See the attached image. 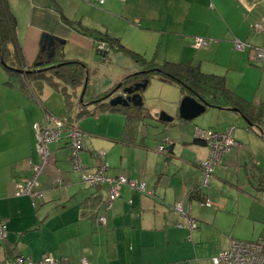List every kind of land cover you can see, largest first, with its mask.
<instances>
[{
    "label": "crops",
    "instance_id": "0c3cea01",
    "mask_svg": "<svg viewBox=\"0 0 264 264\" xmlns=\"http://www.w3.org/2000/svg\"><path fill=\"white\" fill-rule=\"evenodd\" d=\"M8 3L16 18L17 42L28 68L43 50L45 33L55 39L56 56L88 65L86 57L100 55L102 50L98 49L97 40L75 29L74 25H82L118 37L129 48L141 43L153 46L155 42L157 46H172L177 56H167L165 61L197 64L205 73L223 76L229 90L251 108L261 110L262 120L252 123L254 129L237 112L228 110L233 107H207L205 112H210L209 108L217 110L211 111L212 121L208 123L216 124L220 131L233 128L230 121L237 125L232 129L236 145L223 156L213 177L224 180L228 168L242 166L248 182L256 178L260 167L255 161L261 164L257 152L264 153V149L259 142L254 150L247 132L255 131L264 138L263 126L258 127L259 123L264 124V60L251 62L248 50H235L231 40L237 37L264 48V0H103L102 3L8 0ZM134 19L139 20L138 26L133 24ZM196 36L212 41L196 49L193 47ZM19 84L0 63V218L6 221L8 230L0 244V264L17 255L39 259L46 253L59 264H81L82 259L87 264H212L211 257L227 249L231 239L248 241L235 229L240 217L233 220L225 215L229 211L242 214L239 203L233 200L229 206L223 205L208 187L200 189L203 170L199 162L207 157L208 147L194 142V125L200 128L205 124L182 125L194 119L180 120L176 102L168 107L167 114L180 120L179 129L174 130L178 123L175 119L168 132L166 126L157 129L156 138L150 141L147 138L149 133H155L154 128L145 126L141 119L132 135L124 140H121L124 122L117 132H111L110 128L99 133L89 127L82 130L80 158L88 171L106 160L109 165L104 171L106 175L143 181L146 192L122 185L113 206L104 208L107 184L90 188L82 183L71 167L68 145L61 139L49 145L48 159L38 177L42 196L35 200L36 205H32L29 196H15L16 182L29 177L32 164L40 160L35 151L33 123H45L48 116L74 118L78 109H83L75 105L68 110L58 88L48 86L44 90L45 85L38 93L33 84L29 85V91ZM83 88L84 85L75 92L70 88L67 91H73L77 97ZM180 93L179 99L184 95L181 89ZM223 110L231 113H220ZM165 138L173 143L171 150L159 152L158 145ZM96 152L104 155L98 157ZM245 154L254 161L245 159ZM84 159L89 161L88 165L83 164ZM195 187L204 199H211L210 207L202 205L197 196H191ZM175 202L189 207L196 228L178 226L185 222V217L174 209ZM250 211L254 216L248 214V222L252 225L264 217L260 205L256 208L253 205ZM101 216H105V222L98 220ZM258 239H264V234L251 240Z\"/></svg>",
    "mask_w": 264,
    "mask_h": 264
},
{
    "label": "trees",
    "instance_id": "16d2710c",
    "mask_svg": "<svg viewBox=\"0 0 264 264\" xmlns=\"http://www.w3.org/2000/svg\"><path fill=\"white\" fill-rule=\"evenodd\" d=\"M136 20L138 19H134L133 24L138 26L139 20L137 22ZM74 23L75 22L72 24ZM74 26L75 29L80 31L82 34L97 40V43L101 41L105 43L106 50H102V53H99L101 57L104 58L103 60L107 59L106 57H108V53L110 54L112 51H119L125 53L134 62L138 63L140 65V69L143 70L126 75L118 83L120 84L119 87L115 85L109 89L107 93L104 92L102 94L94 95L92 97L89 96L88 98L83 99L84 90L87 85V78L85 81V77L89 71V66L86 63L76 59L65 60L61 55H57L59 56L57 57L53 50L55 46L52 45L51 48L48 49L46 47L47 41L44 40V43L42 44L43 50L39 52L36 61L40 62L41 64L35 66L34 63L31 68L26 67L24 58L17 42L16 18L9 7L8 0H0V63L1 60L4 61V64H1L5 68L7 75L17 78L20 82L19 86L21 89L26 91H29L30 84L35 86L36 90L39 91L38 93H40L42 88L47 84V86L51 88H58L63 94L68 110L72 109L75 105H79V107L82 106L83 109H78L79 111L75 114L74 118L68 116L65 117L67 119L66 122L70 125H75L77 129H79L78 125L76 124L77 119L85 115L94 116L100 111L120 112L124 115V125L121 133V140L127 139L132 135L136 123L140 120L143 103L141 106H134L132 104L128 106H111L109 104V100L116 96L115 93L117 91H119L121 95V91L124 87H129L145 80H147L148 84L151 75L154 73L158 74L159 78L165 82L178 83L181 86V89H185L186 94L195 97L199 101L209 103V107H235L238 108L240 112L245 115L252 123L260 122L262 120L261 110L259 108H251L248 106L250 104H248L244 99L229 90L226 87L225 78L223 76L213 73H205L199 68V65L189 62L183 63L164 61L163 64H160L158 62L156 63L154 60H147L142 54L136 53L133 50L127 48V46H125L118 37L110 36L108 33L101 34L95 29H89L83 27L82 25ZM43 45H45V47H43ZM51 51L52 55L49 54ZM155 68H159L160 71H156ZM16 69H39V71L34 73H21ZM83 85V90H81V92L76 97L73 91L75 92V89L83 87ZM68 88L73 91H67ZM141 90L142 89L139 90V93ZM75 97L77 100H75ZM90 106H93L91 111ZM62 118H64V116ZM65 135L66 133L63 134L61 139H64L66 144L69 145V141L67 138H65ZM194 142L203 143L201 140L196 138ZM51 143L48 144V147ZM172 145L173 143L169 144L168 146L166 145L165 152L167 150H171ZM35 151L37 152L36 136ZM250 175H252V173H250ZM255 177L256 178L250 180V182L254 184L255 181H257L258 183H255L256 188L264 190V175ZM191 196H197L201 201L204 200L198 191V187H195V189L191 192Z\"/></svg>",
    "mask_w": 264,
    "mask_h": 264
},
{
    "label": "rangeland",
    "instance_id": "374dc122",
    "mask_svg": "<svg viewBox=\"0 0 264 264\" xmlns=\"http://www.w3.org/2000/svg\"><path fill=\"white\" fill-rule=\"evenodd\" d=\"M144 44L146 43H141L140 45H137L136 48H129V47L127 48L133 50L136 53L142 54L147 60H154L156 63L158 62L160 64H163V62L166 60L165 57L167 56L171 58H175L177 56V50L176 48H173L172 46H164V45L157 46L156 42L154 43L153 46H148ZM85 60L89 65V71L87 72L86 77H85L87 78V85L84 90L83 99L88 98L89 96L102 94L104 92L107 93L109 89H111L115 85H118V83L126 75L131 74V73L140 72L143 70V69L137 70L138 69L137 67H139L140 65L134 62L125 53H122L119 51L110 52L106 60H102V57L97 54L94 57L93 55H89L88 59L86 57ZM168 83H172V84H168ZM47 87L48 86H45L44 90L45 89L48 90L49 88ZM180 89H181V86L178 83L176 84L173 82H163V80H160L159 75L154 73L151 75L147 86L141 90L140 93L143 99V108H142V114H141L140 119L143 120L142 123H144L145 126L153 127L155 131V133H149V137L147 138L148 141L156 138L157 129L161 130V128L166 126L167 132H168V130L171 127L172 122L175 119H177V118H174L173 121L164 123V122L159 121L157 117L161 111L168 113L167 112L168 107L171 104H174L175 102H176L175 108L176 106L178 108L180 100L182 99V97L180 99L178 97L179 94H181ZM181 90L184 92V95H186L185 89H181ZM53 102H56V101H53ZM207 111H210V112H205L201 116H198L197 118H195L193 122H188L182 125H188L189 123L190 124L204 123L205 125H202V127L200 128H204V129L217 128L218 129L217 131H220L219 127H217L216 124L211 125L208 123L209 121H212L210 118V113H212L211 111H217V110H211V108H209ZM224 111L225 110H223V112H220V113H225V112L226 114L231 113L229 111H225V112ZM64 112L65 114H67L66 109L64 110ZM63 116L64 118L66 117V115H63ZM239 119H240L239 121H241L242 123L243 119L242 118H239ZM123 122H124V116L122 114L117 113V112L107 111V112H100V114H97L95 116H83L82 118L77 119L76 124L80 127L81 131L89 127V128H93V132L99 133L104 128H110L111 132H117V130H120V128L122 127ZM177 122L178 123H175L176 125L174 129L175 131L179 129L178 127L180 125L179 124L180 120L177 119ZM230 122L234 130L237 127V125L235 123H232L233 121H230ZM261 125L263 126V132H264L263 123L262 124L259 123L258 127L262 128ZM197 126L198 125H194V131L197 128ZM239 129L240 128H237L236 130H239ZM243 129L245 130L244 127ZM247 133L249 136L248 139L250 140L249 144L254 150L256 149L257 144L259 142L263 144V149H264V138L261 135H258L256 134L255 131H250V130H248ZM83 138L84 137L82 135V141L84 140ZM99 141L100 140H96V142H99ZM163 145L166 146V143L163 142ZM68 150H69V155H70L69 147H68ZM98 150L99 149H97V151ZM244 157L248 161L253 160L251 156H247L246 154L244 155ZM257 159L261 162V164H258L255 161V164H257L260 167V170L257 171L258 172L257 176H261V175H264V153L262 151L258 150ZM86 160L87 159H84L83 161L84 165L89 164V161L88 160L86 161ZM228 171H229L228 176L224 180L223 179L220 180L219 178L213 177L216 172V167H215L210 180L204 186H206V188L208 187V190H210L211 193H213L216 197L220 198L221 203L223 205L227 204L229 206L233 200H236V203H239V208H242L243 210L242 214L235 213L234 211H229L230 213L225 214V215L230 216L233 220H236V218L239 216L241 219V222L235 226V229L238 232H240L242 235H244L242 237L245 239H248V240L256 239L260 236V234L262 233L264 234V217L262 219H257L259 220V223H255L252 225L251 222H248V214L251 217L254 216L250 211L251 209H253V205H254V208H256L257 205H260L264 212V190L263 189L256 190L254 188V185L251 182L247 181L242 166H239V167L232 166L228 168ZM201 176L202 177L200 180V189L203 187L202 183L204 179V174H202ZM255 183H258V182L255 181ZM89 187L94 188V186H89ZM254 194L257 195V198L253 197ZM210 200L211 199H209V201ZM249 211L250 213H248ZM251 241H254V240H251Z\"/></svg>",
    "mask_w": 264,
    "mask_h": 264
},
{
    "label": "built area",
    "instance_id": "2783aa9c",
    "mask_svg": "<svg viewBox=\"0 0 264 264\" xmlns=\"http://www.w3.org/2000/svg\"><path fill=\"white\" fill-rule=\"evenodd\" d=\"M100 3L103 0H98ZM138 20H136L137 22ZM258 28V24L254 25ZM212 39L196 36L193 38V47L198 49L207 46ZM233 48L237 51L248 50L249 59L251 62H260L264 60V48L252 46L237 37L232 38ZM99 50H106V45L103 41L97 43ZM66 118H56L48 116L45 123L35 122L33 129L36 136V150L40 156V160L31 167V175L27 178L20 179L15 184V196H29L32 199V205H36V199L42 196V191L39 189L38 177L48 159L49 147L48 144L53 141H58L66 133L65 138L69 141L71 167L79 173L80 181L89 186H101L107 184V195L103 200L104 207L110 209L115 200L120 196V188L122 185H128L130 188H135L140 192H146V186L143 181H136L127 178L124 175L108 176L105 170L108 168L106 160L101 161L93 170H87L81 163L80 153L82 152L83 133L66 122ZM232 127L223 131L213 130L211 128L195 129V138L201 140L208 147V155L204 160L199 162L203 170L204 179L202 185H206L210 180L215 167L222 163L223 156L236 145V141L232 134ZM168 146L171 141L168 138L164 139ZM163 142L158 145L159 152H165ZM96 156L101 157L104 152H96ZM89 169V168H88ZM201 204L210 207L212 204L209 200L204 199ZM174 209L185 217L184 223H179V227H186L192 230L197 227L196 220L191 217L189 207L184 208L181 202H175ZM99 221L105 222V216L98 218ZM8 235L6 221L0 218V244ZM212 264H264V239L258 240H237L231 239L227 249L219 251L211 257ZM6 264H59V261L50 254H44L39 259H31L23 255L14 256ZM81 264H87L85 259H82ZM149 264V263H147ZM173 264V263H169Z\"/></svg>",
    "mask_w": 264,
    "mask_h": 264
},
{
    "label": "water",
    "instance_id": "95a60500",
    "mask_svg": "<svg viewBox=\"0 0 264 264\" xmlns=\"http://www.w3.org/2000/svg\"><path fill=\"white\" fill-rule=\"evenodd\" d=\"M44 40H46V47L48 49L51 48L52 45H54L55 39L52 35L49 34H44ZM43 47H45V45H43ZM50 55H52V51L49 53ZM1 63L4 64V61L1 60ZM40 62H36L35 66L40 65ZM21 73H34L36 71H39V69H24V70H19L16 69ZM156 71H160L159 68H155ZM86 81V78H85ZM147 85V80L134 84L132 86L129 87H124L122 89V94L120 95H116L114 97H112L109 100V104L111 106H117V105H121V106H128L130 104L134 105V106H141L143 101H142V96L139 93L140 89L145 88ZM120 84L117 85V87H119ZM207 107H209V103L207 102H202L197 100L195 97L186 94L182 97L180 104L178 106V118L180 120L183 121H192L193 119H195L196 117H198L199 115L203 114ZM228 110L231 111H235L237 112L250 126V128H254L255 126H253L252 122L245 116L243 115L240 110L238 108H228ZM157 119L161 122L164 123H168L173 121L174 117L171 115H168L167 113L161 111L158 114ZM257 127V126H256ZM256 129V128H254ZM259 129V128H258ZM195 138V137H194Z\"/></svg>",
    "mask_w": 264,
    "mask_h": 264
},
{
    "label": "flooded vegetation",
    "instance_id": "af4514ba",
    "mask_svg": "<svg viewBox=\"0 0 264 264\" xmlns=\"http://www.w3.org/2000/svg\"><path fill=\"white\" fill-rule=\"evenodd\" d=\"M118 94H120V92H119V91H117V92L115 93V95H118Z\"/></svg>",
    "mask_w": 264,
    "mask_h": 264
},
{
    "label": "bare ground",
    "instance_id": "6f19581e",
    "mask_svg": "<svg viewBox=\"0 0 264 264\" xmlns=\"http://www.w3.org/2000/svg\"><path fill=\"white\" fill-rule=\"evenodd\" d=\"M70 123H71V122H70ZM104 208H105V207H104ZM100 222H101V221H100ZM13 258H14V257H13ZM13 258H12V259H13ZM8 259H9V258H8ZM12 259H11V260H12ZM9 261H10V260H9Z\"/></svg>",
    "mask_w": 264,
    "mask_h": 264
}]
</instances>
